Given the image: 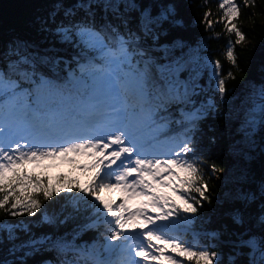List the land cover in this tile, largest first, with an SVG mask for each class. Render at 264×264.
Segmentation results:
<instances>
[{"label": "snow or ice", "instance_id": "6c2138e0", "mask_svg": "<svg viewBox=\"0 0 264 264\" xmlns=\"http://www.w3.org/2000/svg\"><path fill=\"white\" fill-rule=\"evenodd\" d=\"M200 7L227 70L182 0L0 18V264H264V67L228 87L242 9L264 5L217 0L215 22ZM57 159L87 179L35 171Z\"/></svg>", "mask_w": 264, "mask_h": 264}, {"label": "trees", "instance_id": "16d2710c", "mask_svg": "<svg viewBox=\"0 0 264 264\" xmlns=\"http://www.w3.org/2000/svg\"><path fill=\"white\" fill-rule=\"evenodd\" d=\"M35 0H0V18L10 19L21 12L25 11L26 8L34 3ZM183 8L182 12L186 17L190 32L195 34H204L207 36H212L214 33H221V38L216 40L212 39L208 41V45L211 49V54L213 58H219L225 66V70L229 67L227 61L224 58V46L226 38L222 33V25H213V31L204 32L203 25L200 23V18L205 8L200 7L205 0H182ZM258 5H264V0H257ZM207 7L211 9L213 15L211 19L215 22L220 17V10L217 7V0H207ZM252 11L257 12V16L253 19L248 18V14L242 9V15L240 18V24L244 26V30L247 34V39L243 42L241 46H237V54L243 55V61L241 67L244 69L243 72L233 69L236 73V79L229 81L228 87L232 88L233 85L237 86V91H239V86L242 80L247 78H252L259 80L262 75V67H264V28L260 27L264 23V15H260V8L256 7ZM234 40L235 37L233 36ZM223 167H226L224 165ZM64 176H68V173H60ZM59 175H51L53 183L56 182ZM85 181V180H84ZM84 181H81L83 183ZM219 191H222L220 189ZM219 191L214 192V195H218ZM215 203V201H213ZM4 214L0 211V218H3ZM17 219H20L19 217ZM193 229L198 232L201 225L198 223L192 226ZM87 238V237H85ZM188 238H192V233L189 234Z\"/></svg>", "mask_w": 264, "mask_h": 264}, {"label": "rangeland", "instance_id": "374dc122", "mask_svg": "<svg viewBox=\"0 0 264 264\" xmlns=\"http://www.w3.org/2000/svg\"><path fill=\"white\" fill-rule=\"evenodd\" d=\"M83 162V160H81ZM32 168V165H29ZM69 168V162L63 161L60 159L57 160H45L42 164L35 168L38 172H46L47 174H59L60 171L66 170ZM79 172L78 169H74L73 174H77Z\"/></svg>", "mask_w": 264, "mask_h": 264}]
</instances>
